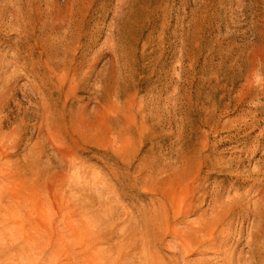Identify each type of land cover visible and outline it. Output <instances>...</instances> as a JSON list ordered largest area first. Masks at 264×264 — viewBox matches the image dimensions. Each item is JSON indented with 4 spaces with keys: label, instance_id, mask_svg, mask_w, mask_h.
Returning a JSON list of instances; mask_svg holds the SVG:
<instances>
[{
    "label": "rangeland",
    "instance_id": "1",
    "mask_svg": "<svg viewBox=\"0 0 264 264\" xmlns=\"http://www.w3.org/2000/svg\"><path fill=\"white\" fill-rule=\"evenodd\" d=\"M0 139L31 264H264V0H0Z\"/></svg>",
    "mask_w": 264,
    "mask_h": 264
},
{
    "label": "bare ground",
    "instance_id": "2",
    "mask_svg": "<svg viewBox=\"0 0 264 264\" xmlns=\"http://www.w3.org/2000/svg\"><path fill=\"white\" fill-rule=\"evenodd\" d=\"M15 147L7 148L0 139V264L30 263L41 248L35 235L38 230L47 235L50 229L47 217L38 229L36 198L30 184L22 180L25 178L19 179L22 176L17 175L16 161H10ZM58 241L63 243L61 235ZM59 264L65 263L60 261Z\"/></svg>",
    "mask_w": 264,
    "mask_h": 264
}]
</instances>
